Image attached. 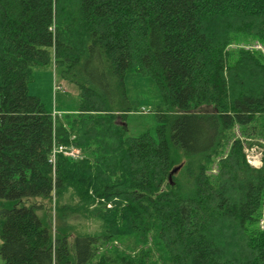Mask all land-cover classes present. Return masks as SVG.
I'll list each match as a JSON object with an SVG mask.
<instances>
[{
	"label": "trees",
	"instance_id": "1",
	"mask_svg": "<svg viewBox=\"0 0 264 264\" xmlns=\"http://www.w3.org/2000/svg\"><path fill=\"white\" fill-rule=\"evenodd\" d=\"M51 62L79 96L55 118L28 93ZM132 71L155 137L126 135ZM259 140L264 0H0L4 264H264Z\"/></svg>",
	"mask_w": 264,
	"mask_h": 264
},
{
	"label": "rangeland",
	"instance_id": "2",
	"mask_svg": "<svg viewBox=\"0 0 264 264\" xmlns=\"http://www.w3.org/2000/svg\"><path fill=\"white\" fill-rule=\"evenodd\" d=\"M255 48H263L253 44ZM126 95L130 103V112L124 118L126 135L139 136L149 133L155 137V128L158 124L155 109L162 105L160 91L151 76L139 72H128L124 77ZM28 93L37 97L44 109L53 114H66L75 111L79 105L78 89L74 83L66 81L61 76V68L50 64L36 66L28 83ZM77 154V150H72ZM245 155L249 160L258 155L264 156V141L250 147L245 146ZM71 156V155H70ZM52 222L56 216L54 198L50 202ZM0 264H4L0 257Z\"/></svg>",
	"mask_w": 264,
	"mask_h": 264
},
{
	"label": "built area",
	"instance_id": "3",
	"mask_svg": "<svg viewBox=\"0 0 264 264\" xmlns=\"http://www.w3.org/2000/svg\"><path fill=\"white\" fill-rule=\"evenodd\" d=\"M52 116L54 118L56 116V113L54 112L52 114ZM63 151H64V148L62 146H57V147H54L53 148L52 153H51L50 158H49V162L53 166V170H54V165H55L56 154H58L60 152H63ZM66 154H68V155H74V153L72 151L71 152H68ZM247 160L254 167H258L261 164L260 157L258 155L254 156L253 159H251V160H249V158L247 157Z\"/></svg>",
	"mask_w": 264,
	"mask_h": 264
},
{
	"label": "water",
	"instance_id": "4",
	"mask_svg": "<svg viewBox=\"0 0 264 264\" xmlns=\"http://www.w3.org/2000/svg\"><path fill=\"white\" fill-rule=\"evenodd\" d=\"M180 169V165L179 166H175L174 168H172V170L170 171V173H169V182H170V184H173V182H172V179H171V177L178 171Z\"/></svg>",
	"mask_w": 264,
	"mask_h": 264
}]
</instances>
